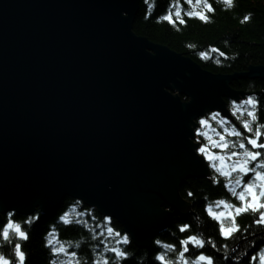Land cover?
<instances>
[{"label": "water", "instance_id": "95a60500", "mask_svg": "<svg viewBox=\"0 0 264 264\" xmlns=\"http://www.w3.org/2000/svg\"><path fill=\"white\" fill-rule=\"evenodd\" d=\"M138 9L139 0H0V209L39 204L47 215L79 195L138 246L187 214L177 188L205 174L189 123L222 95L244 96L232 82L264 80V67L204 71L135 35Z\"/></svg>", "mask_w": 264, "mask_h": 264}, {"label": "clouds", "instance_id": "9594fccd", "mask_svg": "<svg viewBox=\"0 0 264 264\" xmlns=\"http://www.w3.org/2000/svg\"><path fill=\"white\" fill-rule=\"evenodd\" d=\"M157 2L143 0L145 20ZM236 3L237 0H167L166 8L180 25L185 24L182 13L184 17L212 23L214 17L206 12L215 13L213 4L221 11H231ZM127 15L121 12L122 17ZM252 15L247 11L238 22H248ZM165 17L160 14L153 20L160 23ZM171 27L181 31L177 24ZM221 43L229 46L227 40ZM184 46L201 61L211 58L214 65L234 61L238 56L236 51L227 55L221 51L222 61L212 55L216 51L213 46L201 50L195 41H186ZM247 89L239 98L226 95L225 100L222 95L221 106L194 116L188 125L191 134L187 140L205 170L208 184L198 185L195 192L185 188V198L178 194V186L177 195L187 205V215H180L186 219L177 220L174 226L169 221L152 235L147 246H138L116 216L101 211L96 203L82 196L67 194L64 198H70L68 203L57 210L42 237L47 249L46 264H248L245 257L257 245L258 264H264V98L254 90L252 79ZM184 95L190 103L191 97ZM162 205V212L174 211L166 205L162 209ZM43 215L39 204L30 211L18 207L0 209V264H25L30 253L22 246Z\"/></svg>", "mask_w": 264, "mask_h": 264}, {"label": "trees", "instance_id": "16d2710c", "mask_svg": "<svg viewBox=\"0 0 264 264\" xmlns=\"http://www.w3.org/2000/svg\"><path fill=\"white\" fill-rule=\"evenodd\" d=\"M166 5L167 0H158L155 10L145 20L146 5L143 0H139V9L132 24V32L139 37L146 38L151 43L165 46L171 51L190 59L201 69L212 74H243L247 72L249 67H264V0H237L236 6L231 11H221L218 6L213 4V7L216 8L215 13L206 12L207 15L214 17L212 23L201 22L197 18L184 17L182 13L181 15L185 20L183 25H180L179 20L171 11L167 10ZM247 11L253 13L250 21L243 24L239 23L238 18L242 17ZM160 14H166L169 19L155 23L153 18ZM172 24L179 25L181 31H174L171 27ZM224 40L229 42L228 47L221 43ZM186 41H195L201 50H207L209 46L215 47L216 51L212 55L222 61H224V57L219 56L221 51L225 55L231 51H236L238 56L234 61L214 65L211 63V58L209 61H201L193 55L192 51L184 46ZM252 80L255 84L254 90L264 98V80ZM248 81L249 79L234 81L231 88L246 93L248 91ZM181 99L186 100L183 97ZM201 184L207 185L208 182L204 178L188 179L180 186L179 195L181 198H185V188H190L195 192L197 186ZM68 201L67 198L63 200L60 206L61 209ZM199 203L202 204L203 202L200 201ZM56 212L38 217L33 225L29 240L22 246V250L26 247L30 253L25 264H46L47 249L43 247L42 237L48 231L49 221L55 216ZM241 215L246 217V214ZM186 218L181 215H172L170 223L174 226L177 220ZM185 234L181 233L182 236ZM256 247L258 245L250 249L249 255L245 257L248 264H258L259 258L255 255Z\"/></svg>", "mask_w": 264, "mask_h": 264}, {"label": "snow or ice", "instance_id": "6c2138e0", "mask_svg": "<svg viewBox=\"0 0 264 264\" xmlns=\"http://www.w3.org/2000/svg\"><path fill=\"white\" fill-rule=\"evenodd\" d=\"M165 19L168 20L169 17L167 16V17H165ZM201 19H203V17H201ZM20 256H21V259H22L23 258L22 253L20 254Z\"/></svg>", "mask_w": 264, "mask_h": 264}, {"label": "rangeland", "instance_id": "374dc122", "mask_svg": "<svg viewBox=\"0 0 264 264\" xmlns=\"http://www.w3.org/2000/svg\"><path fill=\"white\" fill-rule=\"evenodd\" d=\"M62 202H63V201H62ZM61 204H62V203H61ZM60 206H61V205H60ZM60 206H59V207H60ZM56 211H57V210H56ZM51 214H53V213H51ZM47 215H50V214H47Z\"/></svg>", "mask_w": 264, "mask_h": 264}, {"label": "bare ground", "instance_id": "6f19581e", "mask_svg": "<svg viewBox=\"0 0 264 264\" xmlns=\"http://www.w3.org/2000/svg\"><path fill=\"white\" fill-rule=\"evenodd\" d=\"M136 17V16H135ZM134 22V21H133ZM133 24V23H132ZM185 99V98H184ZM182 100V99H181ZM182 101H186V100H182Z\"/></svg>", "mask_w": 264, "mask_h": 264}]
</instances>
